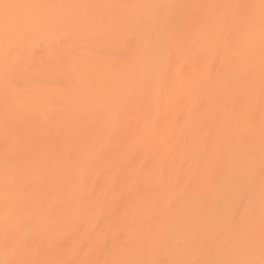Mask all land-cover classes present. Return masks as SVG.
<instances>
[{"label": "bare ground", "instance_id": "6f19581e", "mask_svg": "<svg viewBox=\"0 0 264 264\" xmlns=\"http://www.w3.org/2000/svg\"><path fill=\"white\" fill-rule=\"evenodd\" d=\"M0 264H264V0H0Z\"/></svg>", "mask_w": 264, "mask_h": 264}]
</instances>
